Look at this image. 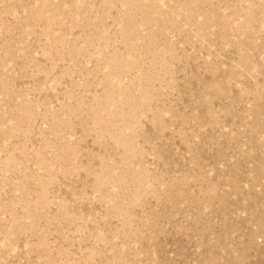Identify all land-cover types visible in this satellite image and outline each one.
<instances>
[{"label":"rangeland","instance_id":"obj_1","mask_svg":"<svg viewBox=\"0 0 264 264\" xmlns=\"http://www.w3.org/2000/svg\"><path fill=\"white\" fill-rule=\"evenodd\" d=\"M0 264H264V0H0Z\"/></svg>","mask_w":264,"mask_h":264}]
</instances>
